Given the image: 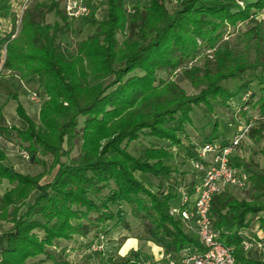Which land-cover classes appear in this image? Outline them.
<instances>
[{"label": "trees", "instance_id": "1", "mask_svg": "<svg viewBox=\"0 0 264 264\" xmlns=\"http://www.w3.org/2000/svg\"><path fill=\"white\" fill-rule=\"evenodd\" d=\"M227 2L235 1L175 0L177 6L170 11L165 0H148L147 6L129 15L123 0H106V19L98 22L97 33L80 43L77 54L67 49L70 22L57 2L36 3L26 10L22 28L12 38L15 17L10 0H0V18L9 17L12 26L10 32L0 35V49H5L2 66L23 78L35 76L48 96L39 108V123L17 104L18 117L26 124L15 130L27 143L31 162H41L38 154L52 156L46 171L24 174L7 163L0 147V180L12 185L0 197V220L12 224L7 244L0 249V264H34L29 260L43 255L46 259L41 260L46 263L56 260L48 248L58 245L59 240L87 237L92 231L94 237L104 236L118 226L105 225L100 231V225L121 220L111 206L122 202L128 204L132 217L147 234L169 243L167 254L178 255L185 247L199 250L194 229L187 228L179 216L169 214L176 193L171 188L152 189L139 177L141 173L168 177L174 172L166 161L172 147L180 145L184 126L192 124L189 113L194 106L212 113L243 93L251 99L248 84L252 80L233 90L224 82L251 71L259 84L264 83V29L260 20L242 36L246 51L254 45L253 57L236 56L219 42L227 26L245 22L252 11L264 9V0L234 9ZM43 9L54 11L64 26L38 19L39 15L43 19ZM125 28L129 35L119 43L117 34ZM200 45L214 48L216 64L185 71L196 88L201 86L197 93L187 95L172 80L156 83L157 70L175 71L198 53ZM136 70L142 74H131ZM79 118L83 119L81 127ZM217 126L214 120L209 141L219 137ZM3 130L0 127V134ZM141 133L165 143L146 146L133 155L127 145ZM77 137L79 155L61 161L62 156L70 155ZM230 163L234 167L232 160ZM242 170L248 174V184L252 183V198L238 200L227 188L214 195L212 227L217 239L232 249L235 264H264L244 249L241 233L251 226V217L264 212V169H251L246 164ZM45 173L52 176L42 182ZM32 192L37 194L29 203ZM124 229L129 228L125 225ZM137 257L135 253L133 260L123 264H141ZM101 261L112 264L110 258L102 257Z\"/></svg>", "mask_w": 264, "mask_h": 264}, {"label": "rangeland", "instance_id": "2", "mask_svg": "<svg viewBox=\"0 0 264 264\" xmlns=\"http://www.w3.org/2000/svg\"><path fill=\"white\" fill-rule=\"evenodd\" d=\"M51 1H55L58 3V9L63 11L65 8V2L66 0H32L30 1L26 7H23V0H10L12 4H10V9L13 12V15L15 17V27L14 32L12 34V38L17 35V33L20 32L22 28V21L25 14V11L32 8L36 3H43L48 4ZM234 3H226L227 6L230 8L232 7L237 8L238 6L244 7V5L248 2L254 1V0H234ZM84 2L89 7V12L82 17H78L75 19H69L66 15L68 21L70 22L69 26L66 30V38L68 41L67 49L69 52L77 53L79 54V45L82 41L86 40L90 35L98 32V25L100 21H103L106 19V0H84ZM241 2V3H238ZM205 3H208L205 1ZM148 0H123V5L126 8L127 13L130 15L134 12L135 9H141L143 6H147ZM165 6L170 11H173L175 7L177 6L175 4V0H165ZM45 11L43 15V19H41V16L37 14L38 19L43 20L45 23L52 24L55 21H58L61 25H63L62 20L55 14L54 11L52 12H46V9H43ZM65 12V10H64ZM66 14V13H65ZM7 18L9 20V27L8 32H10L12 26L9 17H3ZM262 24V29H264V9L259 10V12H251V15L248 20H245V22H238L236 25L227 26L225 32L223 33V36L221 40L219 41L222 45H225L228 50L232 52V54H235L236 56L239 55H246L253 57L254 56V45L251 44L248 51H246V44L243 39V34L247 31L248 28H251L253 25H255L256 21H259ZM0 21L1 20L0 18ZM2 23V22H0ZM4 26V24H2ZM1 26V29L3 27ZM64 26V25H63ZM7 32V33H8ZM6 34V33H5ZM129 35L128 29H124L121 32L117 34V38L119 40V43L122 42V40ZM199 43V41H198ZM62 47H64L63 43L61 44ZM123 47V46H121ZM214 48H208L206 46L200 45V49L198 50V53L191 59L185 60L177 69L173 72H170L169 69H163V70H157L156 76L157 80L156 83H159L160 80H172L174 81L181 89H184L187 95H192L194 93H197L201 86L196 88L192 81L189 78V75L186 74L188 70H191V68H200L203 70L205 66L214 67L216 64V61L213 56ZM5 49H0V77L6 76L7 78H10V82H13L14 87V97L10 96L8 98V103L5 108H3L0 112V127H2L4 130L0 134V147L5 151L7 156V163L11 165L15 170L18 172L24 173V174H30V175H36L39 173H42L43 171H46L49 169V166L52 161V156L50 154L42 155L38 154V157L41 162L39 163H33L30 161L29 158V152L27 151V143H24L18 138V134L16 132V128L23 129L25 127V124L23 120H21L17 115V106L14 110V106L17 104H21V106L24 108L25 113L30 116L36 123H39V108L41 105L48 100V96L45 95V92L41 90L39 87V83H33L30 84L26 83L27 79L33 78L36 79L35 81L38 82L37 78L35 76H30L27 78H23L20 76V73L17 71H12L9 69L3 68V63L5 59ZM85 61V60H84ZM202 72L200 71L199 74ZM131 74L135 75H141L142 72L139 70H136V72H132ZM256 75L255 72L247 71L246 74L238 73L235 75L234 79L224 82V86L234 89L236 85H239L243 83L244 81L252 80L251 83L248 84V90L250 91L249 95L251 94L252 97L249 99L248 97H245L244 93L240 96L234 97L232 100L229 101L227 106H217L215 107L214 112L212 113H205L204 107H197L194 106L191 112L189 113V116H191L192 124L185 125L184 132L181 133V143L180 147L174 146V149L172 152L174 154L172 155L175 157L174 159L177 160L175 165L176 170L174 172L176 174L182 173L186 169H190V154H185V150L189 146L196 145L199 147L198 153L200 152L201 148L208 143L209 135L212 133V122L216 120L218 122V133L219 137L212 139L215 143H222L223 140H227L232 138L236 135V133L243 132L245 133L241 140L239 141V145L237 149L232 153L231 160L234 162V168L236 170H242V167L244 168L246 164H249L251 169L257 168V169H264V83L259 84L258 80H255L254 76ZM262 81H264V78H262ZM27 84V87L25 85ZM249 104L247 106H243L244 101H249ZM11 107L12 109L10 110ZM82 120L79 118V127L82 125ZM164 141L154 139L153 136H149L145 133H141L140 137H138L137 140L132 141L128 143V151L133 155H138L139 152L146 146H157L158 144H164ZM66 148V146L64 145ZM80 138L77 137L75 140L74 147L72 148L70 155L62 156L61 161L68 162L70 161L69 158L74 159L79 155L80 150ZM178 149V150H177ZM184 155V156H183ZM193 163L191 162L192 169H193ZM182 170V171H180ZM138 175V174H136ZM141 177H139L144 182H147L148 185L149 182L154 183L155 190L162 189L159 185L158 178H165V176H154L152 174H146L141 173ZM51 173H45V175L42 178V182L48 181L51 179ZM157 185V187L155 186ZM160 186V187H159ZM12 185L8 183L6 179L0 180V197L2 193H4L6 190L11 188ZM153 187V188H154ZM183 187L190 188L189 186L182 185ZM227 192L231 194L233 197L239 199H246L249 200L252 198L254 192H252V183H249L247 187H228ZM104 192H107L106 189H104ZM37 193L32 192L29 195L28 202H32L33 198L35 197ZM176 201V200H175ZM178 202V201H176ZM175 202V203H176ZM119 205V206H118ZM118 205L111 206L112 210L116 212V214L119 215L120 221L117 219H114L106 224H101L99 227V230L101 231L102 227L106 225L108 228H118L120 230H123V228L128 227L130 230L129 235L134 236L135 238H141L145 235H149L145 232L144 226L136 220L134 217H132V214L130 213V208L128 204L126 203H120ZM26 206H24L21 211L25 209ZM93 218L96 217V214L93 213L91 215ZM260 216L257 218V220H262L261 222L264 223V212H260L258 215H255L254 217ZM254 217H251L250 219H254ZM249 219V220H250ZM122 223V224H121ZM1 225L9 226V230L11 229L12 224L10 222H5L4 220H0V228ZM94 231L88 234L86 237L87 240L83 241L81 240V244L79 242L77 244H69V245H53L52 247L48 248L52 253H55L56 260L53 259V261H47L46 263L41 260L42 258L46 259V257L40 256L39 258H34L29 260L30 262H33L34 264H102V257L109 258V252H107L105 255L102 253L94 254L95 251L101 250V244L98 245H91L90 247H93V249H97L95 251L90 250L88 251L87 246L90 245L89 242L90 238L89 236L93 235ZM124 233V232H123ZM140 236V237H139ZM150 239L158 242V243H164L162 242L164 239L161 237H157L154 235H150ZM101 238L103 239L104 236L102 235ZM109 241V238H107ZM106 240V239H104ZM122 239H119L117 242L118 249L113 252L114 255L111 254L112 261L113 257H116L118 252H121V245L123 244L121 241ZM64 249V251H63ZM92 249V248H91ZM63 251V252H62ZM166 253V251H164ZM109 253V254H108ZM164 253V254H165ZM132 255H134L133 252H130L129 260H133ZM162 256L158 258H149L150 261H153V264H164V261H162ZM147 260V259H146ZM139 262H144L143 256L140 257ZM141 263V264H142Z\"/></svg>", "mask_w": 264, "mask_h": 264}, {"label": "built area", "instance_id": "3", "mask_svg": "<svg viewBox=\"0 0 264 264\" xmlns=\"http://www.w3.org/2000/svg\"><path fill=\"white\" fill-rule=\"evenodd\" d=\"M30 1L23 0V7ZM64 8L69 19L82 17L89 12L84 0H66ZM244 134L236 133L223 145L208 141L197 153L193 169L201 175L191 188L183 187L179 190V203L171 206L169 214L179 216L194 229L200 242L199 250L185 247L178 255L165 253L162 256L164 264H235L232 249L217 239L210 208L212 197L224 192L226 188L248 186V174L236 170L230 163L232 153ZM243 245L246 250L251 246L245 240ZM259 245L264 246V240ZM97 249L90 247L88 251ZM142 264H153V261L147 259Z\"/></svg>", "mask_w": 264, "mask_h": 264}, {"label": "crops", "instance_id": "4", "mask_svg": "<svg viewBox=\"0 0 264 264\" xmlns=\"http://www.w3.org/2000/svg\"><path fill=\"white\" fill-rule=\"evenodd\" d=\"M10 4H12L10 2ZM0 21L2 23H0V35H4L5 33L8 32L9 27H7V25L9 26V20L7 18H1ZM2 24H4V26H2ZM1 26L3 27V29H1ZM10 78H7L6 76L0 77V111L6 107L7 103H8V98L10 96L15 95V91H14V87H13V82H10ZM36 79L30 78L27 79V81H25L26 83L33 84V83H38L37 81H35ZM25 87H27V84L25 85ZM17 103L14 106V110L16 109ZM10 110L12 109L11 107H9ZM39 111V110H38ZM1 113V112H0ZM18 116V115H17ZM180 147V146H178ZM176 149L174 147H172L171 152ZM198 149L199 147L196 145L193 146H189L186 150H185V154L188 155L190 154L189 158L190 160V169H186V171L184 170L181 174L178 173L176 174L175 172H171L172 174H170L168 177L165 178H158L159 181V185L161 186L162 189L164 190H168L169 188H171L175 193V197L171 200L174 204H178L179 203V190L182 188V185H187L190 188L192 187L193 184L196 183V181L199 179L200 177V172L195 171L194 169H192V165L191 162L195 160V157L198 153ZM178 150V149H177ZM174 154V152H172V155ZM171 155L170 158L167 159L166 163L171 164L173 170H176L177 168H175V165L177 160H175ZM184 156V155H183ZM182 171V170H180ZM145 184L152 188L154 186V183L149 182L150 185L147 184V182H145ZM157 187V185H155ZM159 186V187H160ZM155 189V187H154ZM178 202H176V201ZM176 202V203H175ZM260 216L254 217V219H250V224L251 226L248 228H243L241 233L243 234V239L247 242L250 243V247L247 249L248 253L250 254V256L252 258H258V259H262L264 260V246H260L259 243L264 240V223H262V220H257V218H259ZM187 228H190L188 225H186ZM192 229V228H190ZM130 229H124L120 230L119 228H116L115 230H111L108 231L107 234L104 235V238L102 239L101 236H97L94 237L93 235L89 236L88 238H90L89 242L90 243L89 246H87L88 248L91 245H98L101 244V250L99 251H95L94 254H106L107 252H109V258H112L111 254L113 252H115L118 249V245H117V241L119 239H122L121 241H123L122 245H121V252H118L116 257H113L112 261L114 262L113 264H123L125 263L127 260H129V255L130 252H133L134 255L135 253L138 254L137 260L140 259L141 256H143L144 261L146 259L149 258H158L161 257V255H163L165 252L167 251L169 248V243L166 240H163L162 242L164 243H158L152 239H150V235H145L144 237L141 236V238H135L132 235H129ZM9 226H4L1 225L0 228V249L6 246L7 244V236L8 232H9ZM124 232V233H123ZM140 237V236H139ZM109 238V241L108 239ZM106 239V240H104ZM81 240L86 241L87 238L86 237H81V236H74L72 239L69 240H59L58 241V245H69V244H77L79 242V244H81ZM167 254V252H166ZM114 255V253L112 254ZM134 255H132V258L134 257ZM162 261L165 262V260L162 258Z\"/></svg>", "mask_w": 264, "mask_h": 264}]
</instances>
